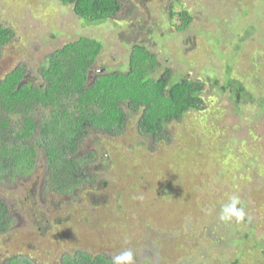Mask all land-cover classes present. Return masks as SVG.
Wrapping results in <instances>:
<instances>
[{"label":"rangeland","instance_id":"obj_1","mask_svg":"<svg viewBox=\"0 0 264 264\" xmlns=\"http://www.w3.org/2000/svg\"><path fill=\"white\" fill-rule=\"evenodd\" d=\"M119 1L120 15L90 24L58 0H0V23L13 35L0 79L18 64L37 78L49 53L80 37L101 44L91 77L124 72L138 44L157 57V75L169 69L175 79L199 80L206 111L167 127L171 144L157 153L134 118L119 137L87 136L78 156L92 157L87 169L98 186L84 191L90 198L48 194L39 159L23 185L0 188L15 216L0 235V263L17 253L57 264L63 252L113 258L132 249L135 264H229L236 232L246 247L264 245V0ZM182 11L191 18L184 30ZM231 81L241 85L237 95L221 89ZM233 195L246 216L231 226L219 217ZM119 198L128 200L127 214L117 210ZM250 262L264 264V254L251 252Z\"/></svg>","mask_w":264,"mask_h":264},{"label":"trees","instance_id":"obj_2","mask_svg":"<svg viewBox=\"0 0 264 264\" xmlns=\"http://www.w3.org/2000/svg\"><path fill=\"white\" fill-rule=\"evenodd\" d=\"M58 1L69 4L75 16L90 24L117 17L124 10L119 0ZM176 16L183 25L178 29H186L191 18L183 11ZM12 37L10 28L0 23V56ZM100 50L98 41L80 37L49 53L37 78H30L25 64H18L0 79V188L23 185L41 159L42 185L48 194L76 196L79 192L89 197V187L96 191L98 186L96 172L87 169L92 157L78 156V152L91 133L119 137L128 119L134 118L140 137L149 138L153 153H157L161 146L171 144L167 127L179 123L189 112L206 111L203 84L184 76L175 79L169 69L157 75L161 68L157 57L143 46L132 47L126 71L98 72L91 77ZM233 85L237 95L241 90L238 82H227L221 89ZM30 198L27 195L26 199ZM120 198L117 210L127 214L128 200ZM90 202L100 206L102 200L91 198ZM131 212L136 211L132 208ZM14 222L15 216L0 198V235L8 233ZM235 237L239 242L231 245L234 258L229 264H254L251 252L264 254V245L253 241L246 247L245 237L241 239L237 232ZM112 259L105 254L74 251L61 253L57 264H112ZM0 264L36 262L17 253Z\"/></svg>","mask_w":264,"mask_h":264},{"label":"clouds","instance_id":"obj_3","mask_svg":"<svg viewBox=\"0 0 264 264\" xmlns=\"http://www.w3.org/2000/svg\"><path fill=\"white\" fill-rule=\"evenodd\" d=\"M245 216L246 212L239 196L233 195L229 203L222 207L219 219L223 222H232L233 219L240 222L245 219ZM112 264H135L133 250L128 249L115 255Z\"/></svg>","mask_w":264,"mask_h":264},{"label":"flooded vegetation","instance_id":"obj_4","mask_svg":"<svg viewBox=\"0 0 264 264\" xmlns=\"http://www.w3.org/2000/svg\"><path fill=\"white\" fill-rule=\"evenodd\" d=\"M135 45H138V44H135ZM133 46H134V45H133ZM133 46H132V47H133ZM138 46H139V45H138ZM226 84H227V83H226ZM231 87H234V88H235V85H233V86H231ZM226 89H227V88H226ZM240 89H241V88H240ZM235 90H236V89H235Z\"/></svg>","mask_w":264,"mask_h":264}]
</instances>
